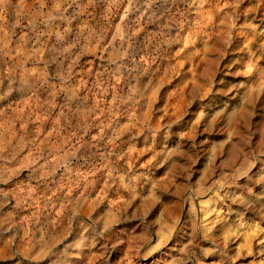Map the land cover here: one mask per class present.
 <instances>
[{
    "label": "rangeland",
    "instance_id": "rangeland-1",
    "mask_svg": "<svg viewBox=\"0 0 264 264\" xmlns=\"http://www.w3.org/2000/svg\"><path fill=\"white\" fill-rule=\"evenodd\" d=\"M0 264H264V0H0Z\"/></svg>",
    "mask_w": 264,
    "mask_h": 264
}]
</instances>
